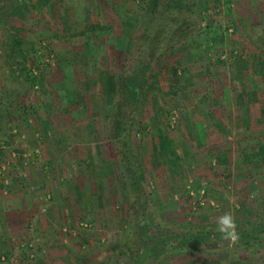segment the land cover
<instances>
[{
    "label": "rangeland",
    "instance_id": "374dc122",
    "mask_svg": "<svg viewBox=\"0 0 264 264\" xmlns=\"http://www.w3.org/2000/svg\"><path fill=\"white\" fill-rule=\"evenodd\" d=\"M160 2L0 0V264H130L148 218L264 222V0H199L136 105L120 80ZM257 237L163 264H264Z\"/></svg>",
    "mask_w": 264,
    "mask_h": 264
},
{
    "label": "trees",
    "instance_id": "16d2710c",
    "mask_svg": "<svg viewBox=\"0 0 264 264\" xmlns=\"http://www.w3.org/2000/svg\"><path fill=\"white\" fill-rule=\"evenodd\" d=\"M199 0H161L159 7L155 11V18L152 20V27L149 32L144 34L138 39V50L141 60L133 66L128 77H122L120 83L125 85L123 94L125 96L132 95V98L136 100V105L141 102L142 96L145 90L152 86L154 77V63L159 58H162L166 54L174 51L175 43L179 42L181 38L188 36V30L192 21L193 15L197 12L196 8L199 6ZM152 31V32H151ZM151 33V34H150ZM148 36V37H147ZM144 37L147 38L144 48L141 47V43ZM146 57H149L147 60ZM131 93V94H130ZM123 102L120 103V105ZM138 107V106H137ZM116 119L119 116H115ZM125 141L129 145L130 131L125 132ZM126 155L130 156V150L126 149ZM259 157V155H258ZM130 163V161H129ZM144 225L139 224L140 231H136L135 237L138 236V251L131 258L130 264H163L168 263L175 256V252L178 254L184 252H190L193 242L197 239H222L219 231H210L202 229L199 231H191L189 229L182 230H169V229H158L151 233V223L149 218L144 221ZM240 234L239 245L248 246L251 243L254 244L258 240L257 236L259 233L264 232V222L253 228L250 232H245L240 229L237 230ZM133 235L129 234L128 239L132 238ZM137 238V239H138ZM132 239L126 240L127 246H135L136 242H131ZM169 246L167 250L173 249L167 259L162 260L160 256L163 252L164 247ZM161 247H163L161 249ZM177 254V253H176ZM161 258V262H160Z\"/></svg>",
    "mask_w": 264,
    "mask_h": 264
},
{
    "label": "clouds",
    "instance_id": "9594fccd",
    "mask_svg": "<svg viewBox=\"0 0 264 264\" xmlns=\"http://www.w3.org/2000/svg\"><path fill=\"white\" fill-rule=\"evenodd\" d=\"M217 230L221 233L222 239L235 246L240 241V234L237 231L236 220L231 212H226L216 220Z\"/></svg>",
    "mask_w": 264,
    "mask_h": 264
},
{
    "label": "crops",
    "instance_id": "0c3cea01",
    "mask_svg": "<svg viewBox=\"0 0 264 264\" xmlns=\"http://www.w3.org/2000/svg\"><path fill=\"white\" fill-rule=\"evenodd\" d=\"M58 143V142H57ZM63 145H65V143H63ZM75 144H73V146H74ZM67 153H65V155H66ZM63 156H61V158H62ZM66 157H68V155L66 156Z\"/></svg>",
    "mask_w": 264,
    "mask_h": 264
}]
</instances>
